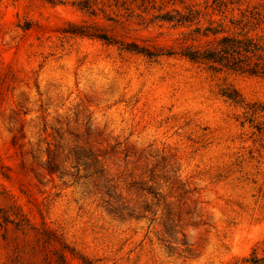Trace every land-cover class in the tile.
<instances>
[{
	"label": "rangeland",
	"instance_id": "rangeland-1",
	"mask_svg": "<svg viewBox=\"0 0 264 264\" xmlns=\"http://www.w3.org/2000/svg\"><path fill=\"white\" fill-rule=\"evenodd\" d=\"M73 1L0 0V264H264V111L242 124L219 94L264 106V78L63 37L84 18ZM54 145L61 177L43 167ZM80 147L140 217L108 213Z\"/></svg>",
	"mask_w": 264,
	"mask_h": 264
},
{
	"label": "trees",
	"instance_id": "trees-1",
	"mask_svg": "<svg viewBox=\"0 0 264 264\" xmlns=\"http://www.w3.org/2000/svg\"><path fill=\"white\" fill-rule=\"evenodd\" d=\"M72 5L84 18L67 23L61 29L63 37L97 40L119 53L138 55L150 62L180 57L212 73L264 78V2L243 5L242 0H75ZM219 94L234 105L245 104L242 124L252 122V115L264 111L260 104L244 103L229 83L221 84ZM85 133L90 132L86 129ZM54 146L43 167L61 177L62 162L57 155L58 146ZM73 158V167L89 169L95 177L93 185L106 196L108 213L137 218L142 210H147L148 205L130 208L121 200L115 185L105 176L100 159L91 150L76 148ZM1 218L12 222L4 214ZM16 225L19 226L18 222ZM162 227L158 240L170 249L178 223L171 219L168 209ZM41 234L44 242L54 238L46 229ZM54 254L57 264H67L62 252ZM259 261L255 255L249 260L252 264ZM82 263L96 264L83 258Z\"/></svg>",
	"mask_w": 264,
	"mask_h": 264
}]
</instances>
